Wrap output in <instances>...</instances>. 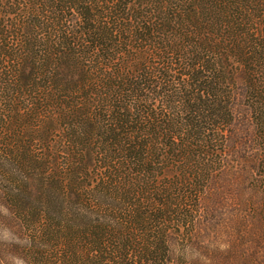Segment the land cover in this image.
Returning <instances> with one entry per match:
<instances>
[{
	"label": "trees",
	"instance_id": "trees-1",
	"mask_svg": "<svg viewBox=\"0 0 264 264\" xmlns=\"http://www.w3.org/2000/svg\"><path fill=\"white\" fill-rule=\"evenodd\" d=\"M239 94L264 180V0H0V200L26 263L172 264Z\"/></svg>",
	"mask_w": 264,
	"mask_h": 264
},
{
	"label": "rangeland",
	"instance_id": "rangeland-1",
	"mask_svg": "<svg viewBox=\"0 0 264 264\" xmlns=\"http://www.w3.org/2000/svg\"><path fill=\"white\" fill-rule=\"evenodd\" d=\"M240 93V92H239ZM242 97L237 96L230 168L219 175L201 200L202 220L170 240L172 264H264V180L251 175L248 146L252 130ZM238 155V157H236ZM237 158L239 161H236ZM0 264H27L28 243L19 222L0 200Z\"/></svg>",
	"mask_w": 264,
	"mask_h": 264
}]
</instances>
